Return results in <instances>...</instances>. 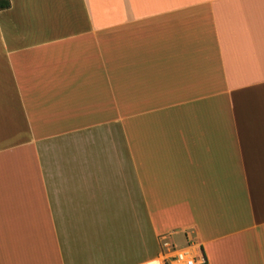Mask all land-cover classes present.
<instances>
[{
    "label": "crops",
    "instance_id": "obj_1",
    "mask_svg": "<svg viewBox=\"0 0 264 264\" xmlns=\"http://www.w3.org/2000/svg\"><path fill=\"white\" fill-rule=\"evenodd\" d=\"M9 2L0 264H264V0Z\"/></svg>",
    "mask_w": 264,
    "mask_h": 264
},
{
    "label": "built area",
    "instance_id": "obj_2",
    "mask_svg": "<svg viewBox=\"0 0 264 264\" xmlns=\"http://www.w3.org/2000/svg\"><path fill=\"white\" fill-rule=\"evenodd\" d=\"M164 264H205V259L201 252L193 249L190 244L179 248L169 257Z\"/></svg>",
    "mask_w": 264,
    "mask_h": 264
},
{
    "label": "rangeland",
    "instance_id": "obj_3",
    "mask_svg": "<svg viewBox=\"0 0 264 264\" xmlns=\"http://www.w3.org/2000/svg\"><path fill=\"white\" fill-rule=\"evenodd\" d=\"M180 239H178L179 241ZM183 242V241H182ZM181 241H179L178 243L181 244ZM160 249H159V253L158 256L160 257V259H162V261H166L169 259V257L173 254V252H175L176 250H178L179 248L185 247V246H179L176 247L173 244H169L167 242H160Z\"/></svg>",
    "mask_w": 264,
    "mask_h": 264
},
{
    "label": "trees",
    "instance_id": "obj_4",
    "mask_svg": "<svg viewBox=\"0 0 264 264\" xmlns=\"http://www.w3.org/2000/svg\"><path fill=\"white\" fill-rule=\"evenodd\" d=\"M10 2L9 0H0V10H5L9 8Z\"/></svg>",
    "mask_w": 264,
    "mask_h": 264
}]
</instances>
